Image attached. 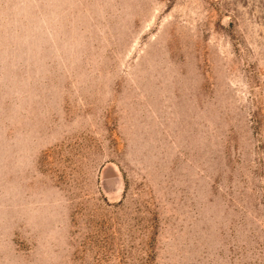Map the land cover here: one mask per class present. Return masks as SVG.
Instances as JSON below:
<instances>
[{"label":"rangeland","instance_id":"374dc122","mask_svg":"<svg viewBox=\"0 0 264 264\" xmlns=\"http://www.w3.org/2000/svg\"><path fill=\"white\" fill-rule=\"evenodd\" d=\"M0 264H264V0H0Z\"/></svg>","mask_w":264,"mask_h":264}]
</instances>
